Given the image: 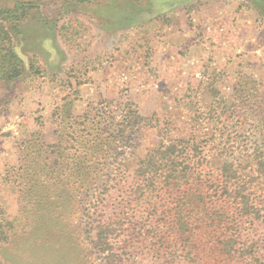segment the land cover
Listing matches in <instances>:
<instances>
[{"label":"trees","instance_id":"trees-1","mask_svg":"<svg viewBox=\"0 0 264 264\" xmlns=\"http://www.w3.org/2000/svg\"><path fill=\"white\" fill-rule=\"evenodd\" d=\"M32 6L0 4V86L38 73L14 43L25 40L21 21ZM216 88L207 86L209 97L219 96L205 106L209 117L191 122L206 125L213 113L221 129H159L143 154L136 142L158 129V119L151 125L134 103L88 104L76 114L63 102L53 113L55 139L30 134L8 168L18 212L0 211V264L41 221L56 225L66 204L75 219L71 239L88 264H264V83L238 76L224 97ZM8 103L0 100V116ZM111 192L120 194L107 210Z\"/></svg>","mask_w":264,"mask_h":264},{"label":"rangeland","instance_id":"rangeland-1","mask_svg":"<svg viewBox=\"0 0 264 264\" xmlns=\"http://www.w3.org/2000/svg\"><path fill=\"white\" fill-rule=\"evenodd\" d=\"M19 1L33 6L21 21L19 34L25 40L14 39L16 51L38 73L0 86V100L9 101L0 116V211L10 217L17 215L18 204L17 191L7 181L12 172L7 171L17 165L18 146L37 132L52 142L53 113L63 102L70 101L76 114L88 104L134 103L142 117L152 119L151 125L158 119V129L144 130L136 142L137 154H143L158 141L159 129L182 135L193 129L222 128L213 113L212 122L205 125L203 120L202 126L192 127L209 117L208 103H218V95L208 96V85L224 97L238 76L264 83V0H92L73 6L66 0H0V4ZM210 16L217 23L211 28ZM180 18L187 28L195 24L196 34H161L150 28L158 20L179 27ZM135 162L131 158L127 164ZM119 194L107 195V210ZM66 205L56 225L41 221L37 231L19 237L11 260L4 264H88L71 239L75 219L72 206ZM39 229L49 230L47 237Z\"/></svg>","mask_w":264,"mask_h":264},{"label":"crops","instance_id":"crops-1","mask_svg":"<svg viewBox=\"0 0 264 264\" xmlns=\"http://www.w3.org/2000/svg\"><path fill=\"white\" fill-rule=\"evenodd\" d=\"M182 19L183 18H180V20H178V21H180L179 24H178L179 27L178 26L173 27L172 25L166 26L167 24H165V23H163L161 21H155L156 25L153 26V27H150V28L151 29L153 28V29L161 31L160 32L161 34L162 33L163 34H195V31H196L195 28L194 27L192 29L191 28H187ZM210 20H211L210 21L211 23L209 24V26L211 28V27L215 26L214 23L215 24H217V23L215 22V20L213 18H211V16H210ZM205 23H206L205 21H202V25H204ZM219 23L220 24L222 23V19H219ZM169 29H170V32L169 33H165ZM206 30H207V26H206ZM156 47H157V45H156Z\"/></svg>","mask_w":264,"mask_h":264}]
</instances>
